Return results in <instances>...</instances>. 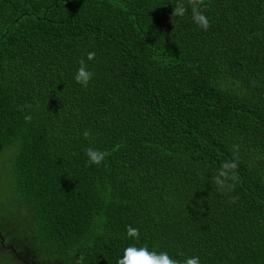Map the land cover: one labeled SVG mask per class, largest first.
Listing matches in <instances>:
<instances>
[{"label":"trees","instance_id":"obj_1","mask_svg":"<svg viewBox=\"0 0 264 264\" xmlns=\"http://www.w3.org/2000/svg\"><path fill=\"white\" fill-rule=\"evenodd\" d=\"M177 3L0 0L1 204L29 216L18 255L0 251L18 264H117L129 246L264 264V0H206L207 31Z\"/></svg>","mask_w":264,"mask_h":264},{"label":"clouds","instance_id":"obj_2","mask_svg":"<svg viewBox=\"0 0 264 264\" xmlns=\"http://www.w3.org/2000/svg\"><path fill=\"white\" fill-rule=\"evenodd\" d=\"M207 7L206 0H178V3L173 7L172 16L174 18L183 17L189 9L191 10V18L193 23H195L199 28L204 31L209 29L210 21L208 17L204 14L203 9ZM96 57L94 51H89L87 53V60L92 61ZM79 67L76 70L74 79L76 83L80 84L82 87L87 88L89 83L92 81L95 73L90 70L87 66V63L84 59H81L79 62ZM26 122H31V116H25ZM91 135L90 130H85L83 136L87 139ZM86 155L88 157L89 165H96L97 167L101 166L108 155L107 152L88 147L85 149ZM238 167L236 162L225 163L222 170L219 172V175L214 178L215 183L220 187L225 186V179L229 178V171L234 170ZM224 177L225 179H221ZM231 179L235 180L236 175L233 172ZM229 191H231L235 185H227ZM235 197L232 198V202H235ZM127 234L129 237L139 239V229L133 228L131 225L126 228ZM117 264H181V262L172 258L167 252L156 253L154 251H149L146 247L137 248L135 246L126 247L123 250L122 258L118 259ZM182 264H200V258L198 256L187 257Z\"/></svg>","mask_w":264,"mask_h":264},{"label":"rangeland","instance_id":"obj_3","mask_svg":"<svg viewBox=\"0 0 264 264\" xmlns=\"http://www.w3.org/2000/svg\"><path fill=\"white\" fill-rule=\"evenodd\" d=\"M1 179V178H0ZM3 190L0 185V194ZM0 195V234L8 246H12L17 254L19 247L15 248L16 242L20 236H24L26 233V227L28 225V213L24 209L16 207H8L2 203V197ZM14 253V252H13ZM14 253V255H16ZM18 255V254H17ZM0 258L4 263L18 264L12 254L6 251H0Z\"/></svg>","mask_w":264,"mask_h":264},{"label":"water","instance_id":"obj_4","mask_svg":"<svg viewBox=\"0 0 264 264\" xmlns=\"http://www.w3.org/2000/svg\"><path fill=\"white\" fill-rule=\"evenodd\" d=\"M1 244H3V238L0 239ZM11 249H13L12 247H10Z\"/></svg>","mask_w":264,"mask_h":264}]
</instances>
